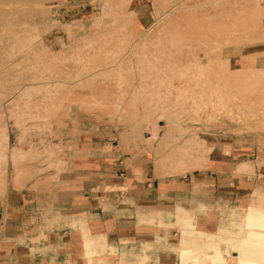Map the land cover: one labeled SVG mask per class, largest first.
I'll use <instances>...</instances> for the list:
<instances>
[{"label": "rangeland", "instance_id": "374dc122", "mask_svg": "<svg viewBox=\"0 0 264 264\" xmlns=\"http://www.w3.org/2000/svg\"><path fill=\"white\" fill-rule=\"evenodd\" d=\"M64 2L0 0V126L7 127L1 142L18 126L22 144L59 143L62 131L76 125L67 118L74 105L85 112L86 126L100 127L106 138L135 147L146 143L157 176H185L205 167L190 157L184 167L173 163L188 140L205 156L202 142L230 135L248 164L241 169L247 192L264 189V67L246 61L235 67L228 58L230 49L252 39L258 18L249 14L248 4L258 0H213L209 7L202 0H149L146 12H134L131 0H80L62 12ZM206 10H214V22ZM136 13L149 21L132 24ZM243 14L250 20L234 22ZM206 82L229 83L214 91L227 94L219 101L227 108L222 112L235 114L236 121L222 117L215 126L193 117L201 105L192 98L210 93ZM216 101L206 103L209 115L220 116ZM246 120H252L249 127L242 125ZM238 126L241 130H234ZM197 133L204 138L200 143ZM53 146L48 153L56 155L60 145Z\"/></svg>", "mask_w": 264, "mask_h": 264}, {"label": "crops", "instance_id": "0c3cea01", "mask_svg": "<svg viewBox=\"0 0 264 264\" xmlns=\"http://www.w3.org/2000/svg\"><path fill=\"white\" fill-rule=\"evenodd\" d=\"M202 1L213 6V0ZM76 2L80 0H65L61 11H71ZM130 3L134 12L150 6L149 0ZM248 8L258 26L249 34L251 40L230 49L229 62L264 67V0ZM206 11L211 16L207 21L214 22V10ZM147 21L149 16L137 13L131 19L132 24ZM206 83L213 100L220 84ZM67 118L76 125L62 131L59 143L22 144L21 131L10 128V148L25 156L16 163L8 158L5 167L0 264H216V248L224 251L225 245L230 252L224 255L226 264L264 262V245L244 243L255 229L246 228L247 214H264V189L247 192L248 177L241 169L248 164L230 135L206 139L204 168L185 176H157L146 143L135 147L106 138L100 127L86 126L79 106H70ZM251 124L246 120L242 125ZM55 144L60 150L50 155ZM35 151L39 157H31ZM182 249L201 252L197 260L184 262Z\"/></svg>", "mask_w": 264, "mask_h": 264}, {"label": "bare ground", "instance_id": "6f19581e", "mask_svg": "<svg viewBox=\"0 0 264 264\" xmlns=\"http://www.w3.org/2000/svg\"><path fill=\"white\" fill-rule=\"evenodd\" d=\"M181 9V8H180ZM179 9V10H180ZM249 21L250 19L249 18H241V17H239V19H237V20H235L234 22H246V21ZM222 26V25H221ZM229 32H230V30H229ZM227 63V62H226ZM219 78V77H218ZM217 78V79H218ZM221 78H222V76H221ZM235 79L236 78H238V76L235 74V77H234ZM222 80V79H221ZM223 81V80H222ZM237 80H235V84H237V82H236ZM200 82V81H199ZM204 82V81H203ZM198 84V83H197ZM204 84V83H203ZM219 84H220V86L222 87V85H221V82H219ZM196 85V84H195ZM200 85H202V83H199V85L198 86H200ZM237 88H234V89H230L229 88V94L231 93V92H233V91H235ZM225 92V90H223V93ZM234 94L236 93L237 94V92L235 91V92H233ZM203 95H204V90H203V93H202ZM201 94V95H202ZM221 94V95H220ZM218 93L217 91L215 92V96H214V98H213V100H212V102H215L216 100V104H217V106H216V108H217V111H218V115H220V116H217V115H209V112H208V106H207V102L208 101H210L211 102V99L210 98H208V100H207V97H202V96H200L199 98H192L193 100H192V103H196L197 101L198 102H200V107H198L197 108V110L199 109V110H202L203 112L202 113H204L205 115V117L207 116V118L205 119L204 118V116H202L201 114H199L198 113V111L196 110V111H194V113H192V115H193V117H197V118H199L200 120H203L204 122L205 121H207V122H211L212 123V125H215L216 126V124L217 123H219V122H221L222 121V117L224 118V117H227V118H229V115H226L225 113H223L222 112V110H224L225 111V109L224 108H226L225 107V105L224 104H222L221 102L223 101V97L224 96H227V94L226 93H224V95L222 94V93ZM235 94V95H236ZM223 95V96H222ZM162 96H164V95H162ZM165 97V98H164ZM164 97H162L164 100H166V101H171L167 96H164ZM168 99V100H167ZM226 99V98H225ZM235 99H236V97H235ZM234 99V100H235ZM219 101H221V102H219ZM172 103H177L178 102V104H179V102H180V104H181V102L182 101H178V100H176V101H171ZM219 103V105H218V103ZM207 103V104H206ZM228 103V102H227ZM235 103H236V101H235ZM183 104V103H182ZM211 104V103H210ZM215 104V105H216ZM220 104H222V106H220ZM223 105H224V107H223ZM211 106H214V105H211ZM215 107V106H214ZM215 109V108H214ZM227 109V108H226ZM236 109V108H235ZM229 113V112H228ZM230 114V113H229ZM43 117V116H42ZM44 117H46V115L44 114ZM43 117V118H44ZM190 117V116H189ZM236 117H233L232 119H230L231 121H236V119H235ZM1 127V130H0V135H2V133L3 132H6V129H7V127H6V123L3 125H1L0 126ZM39 127V126H38ZM45 127V126H44ZM6 128V129H5ZM16 128H18V126H16ZM229 128V127H228ZM20 131H21V133H23L22 132V128H18ZM41 129V128H40ZM44 130V129H43ZM31 132V131H30ZM43 132V131H42ZM7 134V133H6ZM6 134H4V135H6ZM198 134V133H197ZM9 135V134H8ZM4 136V137H2V138H4L5 140H4V142H1L0 141V147H2V148H4L5 150H3V151H0V189H2L3 188V186H4V183H5V178L3 177V175H5V167H6V164H7V160H8V158L9 159H11L12 161H13V163H16L17 161L16 160H18L17 158H18V155L19 154H23L22 152H21V150H19V149H17V148H10L11 146H9V136ZM21 136L19 137L20 139L21 138H23L24 136H23V134H20ZM37 135V134H36ZM199 135V134H198ZM197 135V137L199 138V143L200 142H202V140H201V138H203V137H201L200 135L198 136ZM39 136V135H38ZM154 136H155V134H154ZM194 137H196V135L194 134V136H192V138H193V140H194ZM19 138H18V140H19ZM180 138V137H179ZM191 137H189V139H190ZM204 139V138H203ZM2 140V139H1ZM3 141V140H2ZM21 141V140H20ZM187 141V140H186ZM189 141V140H188ZM185 142L184 144H186V143H188V144H186V145H183V146H181V152L180 153H178V154H176L175 156H174V159H172V161H173V163H176V165H177V167L179 166V168H181V167H184V165L182 166L181 165V163L183 164V160H184V158L186 159V158H189L190 160H192V161H196V160H201V161H203L204 163H207V160H206V157L205 156H203V155H198L196 152H195V149H196V143H195V140H194V142H192V140L190 139V141L189 142ZM41 142V141H40ZM43 142V141H42ZM19 143H21V142H19ZM29 145V144H28ZM200 147H206V143H201V145H200ZM199 149H203V148H199ZM8 151V152H7ZM30 154H31V152H30ZM52 153L50 152V155H51ZM40 156V153H39V151H35V152H33L32 154H31V157H35V156ZM25 156V155H24ZM29 156V155H28ZM23 157V156H22ZM32 161V160H31ZM171 161V162H172ZM187 162V161H186ZM197 162V161H196ZM198 162H200V161H198ZM198 162H197V164H198ZM201 163V162H200ZM189 165V164H188ZM193 165V164H192ZM246 166H247V164H246ZM190 167V166H189ZM176 168V167H175ZM183 169V168H182ZM182 169H181V171H182ZM185 169V168H184ZM183 169V170H184ZM179 169H177V171H178ZM246 228H248V227H255V229H252L251 228V230L247 233V236H245L246 238H245V242L244 243H247V244H261V245H264V214H256L254 211H251L249 214H247V216H246ZM226 247H224L225 248V250L223 251V250H219V248H216L217 250L215 251V256L214 257H212L213 259L212 260H215V262H216V264H226L228 261H227V259L225 258V256L224 255H228L230 252H229V248L227 247V245H225ZM233 247H234V249L235 250H239V248H240V244H236V245H233ZM232 248V247H231ZM227 250H228V252H227ZM200 252H201V250L200 249H196V250H190V249H187V250H183L182 249V254H183V261L184 262H186V261H188L189 259L190 260H197L198 259V256H199V254H200ZM238 264H264V262H256V261H251V260H245V259H241L240 261H239V263Z\"/></svg>", "mask_w": 264, "mask_h": 264}]
</instances>
